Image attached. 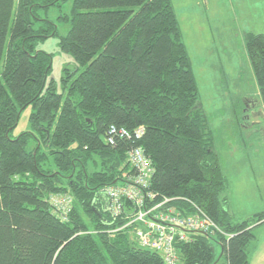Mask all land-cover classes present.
<instances>
[{"label": "trees", "instance_id": "trees-1", "mask_svg": "<svg viewBox=\"0 0 264 264\" xmlns=\"http://www.w3.org/2000/svg\"><path fill=\"white\" fill-rule=\"evenodd\" d=\"M65 1L0 0V264H163L132 228L112 232L128 220L112 218L103 190L129 182L134 148L151 164L155 202H192L230 236L187 233L179 263L249 264L264 212L234 222L220 199L227 176L172 0H71L60 36L47 12ZM52 37L74 61L59 90L47 84L52 55L36 48ZM245 47L264 113V34H246ZM28 107L29 130L14 137ZM62 193L73 197L66 220L49 203Z\"/></svg>", "mask_w": 264, "mask_h": 264}, {"label": "rangeland", "instance_id": "rangeland-1", "mask_svg": "<svg viewBox=\"0 0 264 264\" xmlns=\"http://www.w3.org/2000/svg\"><path fill=\"white\" fill-rule=\"evenodd\" d=\"M172 4L200 107L227 176L220 199L226 200L234 222L240 223L264 212V115L245 47L246 34H264V0H172ZM70 8L67 0L60 9H48L47 18L57 25L60 36L69 25L59 22L58 16L69 14ZM36 48L52 55L47 84L52 79L59 90L62 70L72 68L73 59L59 50L58 37ZM29 114V107L21 112L14 137L29 130ZM209 243L218 257L220 245ZM249 264H264V234Z\"/></svg>", "mask_w": 264, "mask_h": 264}, {"label": "built area", "instance_id": "built-area-1", "mask_svg": "<svg viewBox=\"0 0 264 264\" xmlns=\"http://www.w3.org/2000/svg\"><path fill=\"white\" fill-rule=\"evenodd\" d=\"M109 142L113 144L112 139ZM128 161L134 171L129 182L103 190L107 211L112 218L115 220L125 215L128 220L112 232L132 228L136 243L159 253L163 264H180L174 244L176 240H187V233L222 235L225 239L230 237L222 233L192 202L184 201L187 208L179 209L172 204L179 199L164 198L155 202L154 194L148 191L153 170L140 148H134L128 153ZM49 203L60 218L66 220L72 211L73 197L67 193L54 194L50 196Z\"/></svg>", "mask_w": 264, "mask_h": 264}, {"label": "crops", "instance_id": "crops-1", "mask_svg": "<svg viewBox=\"0 0 264 264\" xmlns=\"http://www.w3.org/2000/svg\"><path fill=\"white\" fill-rule=\"evenodd\" d=\"M260 110L262 112V115H264L263 110L262 109ZM251 230H252V234L254 235V239L249 246L248 263L249 261L251 262L252 257L259 249L260 242H262V237L264 234V221L252 226Z\"/></svg>", "mask_w": 264, "mask_h": 264}, {"label": "flooded vegetation", "instance_id": "flooded-vegetation-1", "mask_svg": "<svg viewBox=\"0 0 264 264\" xmlns=\"http://www.w3.org/2000/svg\"><path fill=\"white\" fill-rule=\"evenodd\" d=\"M252 116L255 117V116H257V115H256V113L253 112V113H252Z\"/></svg>", "mask_w": 264, "mask_h": 264}, {"label": "water", "instance_id": "water-1", "mask_svg": "<svg viewBox=\"0 0 264 264\" xmlns=\"http://www.w3.org/2000/svg\"><path fill=\"white\" fill-rule=\"evenodd\" d=\"M204 236H206V235H204Z\"/></svg>", "mask_w": 264, "mask_h": 264}]
</instances>
